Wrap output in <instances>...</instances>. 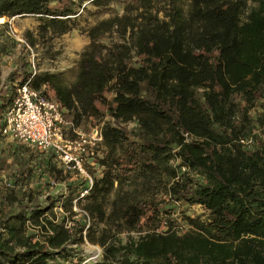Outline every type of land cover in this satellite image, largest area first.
I'll use <instances>...</instances> for the list:
<instances>
[{
	"label": "trees",
	"instance_id": "obj_1",
	"mask_svg": "<svg viewBox=\"0 0 264 264\" xmlns=\"http://www.w3.org/2000/svg\"><path fill=\"white\" fill-rule=\"evenodd\" d=\"M111 1L0 0V18L38 16V35L52 39L77 27L86 3ZM171 8L169 19L132 24L133 45L98 42L115 25L126 34V16L90 27L71 83L62 73L32 77V68H16L0 85V115L16 84L32 77L77 125L106 111L114 118L102 127L106 169L87 197L117 182L112 221L144 234L127 243L103 239L96 264H264V0L249 11L247 0H190L187 11L172 0ZM130 121L138 123L132 130L122 125ZM13 141L12 159L2 164L17 172L16 181L63 175L52 151L35 148L41 155L32 162L33 148ZM127 182L134 187L124 190ZM73 194L16 210L0 200V264H49L69 257L68 243L91 238L86 222L72 229L56 221V198L71 206ZM168 203L203 212L186 215L189 228L180 232L168 224L175 214ZM91 212L104 215L98 205ZM28 222L37 228L29 231Z\"/></svg>",
	"mask_w": 264,
	"mask_h": 264
},
{
	"label": "rangeland",
	"instance_id": "obj_2",
	"mask_svg": "<svg viewBox=\"0 0 264 264\" xmlns=\"http://www.w3.org/2000/svg\"><path fill=\"white\" fill-rule=\"evenodd\" d=\"M172 0H112L106 6H96L92 3H86L85 8L80 10L77 15V27L65 34L55 36L52 39L44 38L38 35L40 20L35 15L15 16L6 18L0 21V85L10 82L9 75L16 68L28 71L34 64L38 72L48 71L52 73H62V79L66 83L73 82L78 74L79 62L82 58V53L88 48L91 38L88 34V29L102 20H111L116 17L126 18L124 23L128 24V32L125 34L123 29L117 25L111 31H108L104 36L98 38V42L110 45L113 42H127L133 45V30L131 25H137L147 20H163L169 19L172 14ZM260 0H247V9L259 5ZM179 7L185 11L189 9L190 0H177ZM128 7V8H127ZM246 19V13L243 20ZM34 43V44H32ZM137 57L135 51L132 52ZM53 96L52 91L49 92ZM256 110H253L256 115ZM111 117L109 111L106 115L98 120L96 118H83L79 123V128L84 133H89L92 128L100 125L106 117ZM129 130L134 129L137 121L122 123ZM71 134V133H69ZM14 138L7 135L0 137V200L4 201L7 210L21 208L22 205H32L40 202L41 204L49 203L48 198L55 196L61 198V193L58 191L59 185H54L53 181L66 179L69 183V189L65 196L73 194L77 196V191L81 188L80 181L82 177L71 181L70 174L56 176H34L27 180L16 181L17 172L12 171V167L4 168L2 164L6 160L9 164L12 157L11 151L14 146ZM16 144V143H15ZM31 147V146H30ZM32 148V147H31ZM36 161L41 153L31 149ZM108 153V148L101 143L97 148V155L90 159L88 168L95 179L103 176L106 169L105 164L101 161ZM39 154V157L37 156ZM37 157V158H36ZM4 168V169H3ZM182 170H186L182 168ZM11 174V175H10ZM67 176L69 178H67ZM81 179V180H80ZM77 188L76 192L70 193L71 190ZM134 187V184L125 183L124 190ZM10 192L12 195L6 197ZM119 192V185L115 182L113 188L109 192H97L94 196L79 200L77 204L73 201L72 205L64 206L63 201H58L56 198L53 211L57 214L58 223L65 224L68 228H76L82 222H86V230L91 238L85 237L83 242L68 243L67 252L69 257L58 256L55 259H50L49 264H96L99 262L104 253V247L101 245L103 239H108V242L114 240L116 242L127 243L132 239H138L144 232L129 230L122 222H113L111 213L113 211L114 200ZM32 194L33 199H30L29 194ZM159 201H167L168 196L160 194L156 197ZM91 205H98L102 208L103 217L91 212ZM174 206V207H173ZM168 208L173 207L175 214L172 218H167L168 224L173 225L180 232L188 230L189 225L185 220L186 215L194 213H202L203 209L200 206H189L186 203L172 204L168 203ZM65 218V220H64ZM166 219V218H165ZM91 225V226H90ZM115 225L116 229H115ZM90 226V229H88ZM37 226L30 225L29 231H33ZM88 229V230H87ZM165 227H160L159 230H165ZM95 254L98 257L94 258Z\"/></svg>",
	"mask_w": 264,
	"mask_h": 264
},
{
	"label": "built area",
	"instance_id": "obj_3",
	"mask_svg": "<svg viewBox=\"0 0 264 264\" xmlns=\"http://www.w3.org/2000/svg\"><path fill=\"white\" fill-rule=\"evenodd\" d=\"M32 71V77L38 73L35 64ZM32 77L16 84L10 105L0 115V132L40 151H52L63 173L72 175L71 181L82 177L80 191L73 200L77 204L78 200L89 195L96 181L88 164L90 159L96 157L97 148L103 143L104 122L113 121L114 118L108 116L89 133H84L74 121L67 118L66 111L49 94L46 85L41 88L32 86ZM53 183L60 186L58 191L61 190V198L64 197L70 182L63 179ZM30 225L32 224L28 222V228ZM96 257L98 254H95L94 258Z\"/></svg>",
	"mask_w": 264,
	"mask_h": 264
},
{
	"label": "bare ground",
	"instance_id": "obj_4",
	"mask_svg": "<svg viewBox=\"0 0 264 264\" xmlns=\"http://www.w3.org/2000/svg\"><path fill=\"white\" fill-rule=\"evenodd\" d=\"M0 21H1V22L4 21V18H0Z\"/></svg>",
	"mask_w": 264,
	"mask_h": 264
}]
</instances>
